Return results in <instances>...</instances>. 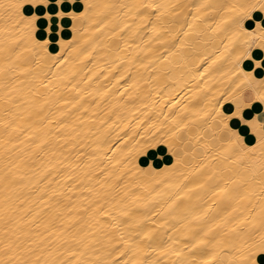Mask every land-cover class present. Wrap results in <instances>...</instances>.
Wrapping results in <instances>:
<instances>
[{
  "label": "bare ground",
  "instance_id": "6f19581e",
  "mask_svg": "<svg viewBox=\"0 0 264 264\" xmlns=\"http://www.w3.org/2000/svg\"><path fill=\"white\" fill-rule=\"evenodd\" d=\"M176 2L189 0H0V121L22 129L13 131L0 124V261L4 264H112L113 260L187 264L192 255L197 264H242V258L247 264L252 260L264 264V255L256 251L264 235V134L244 143L230 123L241 116L233 115L238 107L241 113L256 103L264 114V100L259 98L264 84L257 83L264 80V47H260L264 29L258 27L264 24V10L259 7L264 0H192L209 7L197 23L199 51L189 55L186 67L166 70L169 65L156 59L155 40L147 45L153 51H146L147 35L128 40L139 48L125 49L123 41L105 39L110 30L95 32L99 28L95 20L108 21L113 30L122 22L131 23L133 27L124 33L131 37L141 21L135 9H119L120 4ZM11 4L19 8L7 7ZM86 4L96 7L81 16ZM104 4L117 7L103 10ZM148 11L155 10H141L140 15ZM99 12L104 14L97 16ZM161 24L171 26L172 18L165 17ZM200 55L205 61L199 62L198 71H189ZM117 57L124 65L109 73L116 68ZM150 62L156 71L140 66ZM129 66L132 77L117 81ZM204 68L209 70L200 76ZM49 81L51 85L44 87ZM74 84L81 89L79 94L72 89ZM121 92H126L123 98ZM246 94L250 100L234 103ZM81 96L84 99L68 116L59 117V112L71 109L63 100L75 103ZM44 116L47 119H41ZM53 117L58 123L49 127L48 119ZM254 117L264 124L257 114ZM59 124L74 128L59 130L64 139L57 141L52 133ZM45 133L48 144L35 149ZM80 151L86 155L77 160ZM91 156L97 158L95 162L89 160ZM89 163L93 166L87 175L95 174L97 164L107 165L114 174L123 171L115 193L118 207H105L118 221L101 218L102 213L90 216L96 204L84 211L94 198L86 189L96 187L85 175ZM201 163L207 167L194 174L183 191L196 183L206 186L177 201L171 215L181 217L180 222L171 215H154L172 202L167 194L175 193L172 199L180 196L169 187L180 182L177 173L188 174ZM76 164L80 167L74 169ZM49 165L56 168L54 178ZM210 175L217 179L207 181ZM67 176L73 179L66 180ZM217 187L227 191L219 193ZM53 189L63 195H53ZM157 192L165 196L156 197ZM6 208L16 209L9 213L11 220ZM122 211H130V216L122 217ZM206 211V217L195 219ZM144 216L150 219L144 221ZM222 221L221 227L213 228ZM190 229L194 234L185 235ZM127 239L132 246L124 244ZM198 240L206 243L193 250ZM177 252L183 254L178 257Z\"/></svg>",
  "mask_w": 264,
  "mask_h": 264
},
{
  "label": "snow or ice",
  "instance_id": "6c2138e0",
  "mask_svg": "<svg viewBox=\"0 0 264 264\" xmlns=\"http://www.w3.org/2000/svg\"><path fill=\"white\" fill-rule=\"evenodd\" d=\"M9 8H19V5L11 4L7 5ZM96 7L95 5H85V12L81 13V16H85L90 8ZM103 10H108L113 7H117L110 4H104L101 6ZM205 7H209L208 5L201 4V3H192V0H189L186 4H181L179 2L176 3H149L147 5L145 4H131V5H125L120 4L118 6L119 9H135L134 15H136L141 23L137 24L135 26V30L132 32L131 37H125L124 33L127 32L129 29L133 27L131 23H123L122 26L117 25L115 29L113 30L111 28V25L108 21L101 22L100 20L93 21V24L99 23V28L95 29V32L102 33L107 30H110V35L105 37L107 41L111 42L113 40L116 41H123V46L125 49H131L133 47L139 48V45H130L128 43V40L135 36H140V38L143 40L144 36L147 35L148 39L144 40V44L146 47V51L152 52V48H148L147 45L150 44L152 41H156L158 45L157 49V56L156 59L159 60L164 65H169L170 70L173 67H186L189 65V55L197 53L199 51V44L202 42L200 41L199 37L201 36V33L197 31V23L203 18L205 15L202 10ZM261 10H264V4H261L260 6ZM155 10L154 12L148 11L146 15H140L141 10ZM249 12L251 9L248 10ZM103 12L97 13V16L103 15ZM155 16V20H151L150 17ZM245 16L248 15V12L244 13ZM165 17H171L172 18V24L171 26H163L161 22ZM32 20L35 19L33 16L31 18ZM243 17H241V20ZM151 24V27L148 28L147 25ZM160 25V26H158ZM242 26V24H241ZM259 28L264 29V24H259ZM163 37V38H160ZM103 47L107 48L108 44H103ZM260 47H264V43H261ZM116 51H120L119 46L117 45ZM89 57L92 56V52H89L87 54ZM244 53L241 54V57H237V62H239V59L242 58ZM179 57L180 62H177L175 58ZM200 61H205V57L203 55L199 56L198 61L191 64V67L189 68V71H198V68L201 66ZM114 65L116 66L115 69H108L109 73H111L114 70H118L120 67H123L124 61L121 60L119 57L116 58L114 61ZM141 67L145 68L149 71H156L157 69H154L151 67V62L149 64H141ZM208 68H204L203 72H199L200 76H204L205 73L208 72ZM183 75V73H181ZM250 75V74H247ZM124 76H127L129 78L132 77V69L131 66L125 69L122 76L117 77V81L124 78ZM92 79L91 76L88 77V80L90 81ZM171 79V77H169ZM87 83V81H85ZM257 83L264 84V80L257 81ZM51 85V81H49L48 85H44V87H49ZM72 89L76 91L77 94L81 92V89L77 87L75 84L72 85ZM131 86H129L128 91H130ZM158 94V93H157ZM126 95V92H121L120 96L123 98V96ZM167 98V97H166ZM260 99L264 100V95L259 97ZM84 99L83 96L80 97L79 100H77L75 103H72L68 100H63L62 103L64 105L71 104V109H69L68 112H59V117H66L70 114L72 110H74L80 102ZM47 101L44 102L46 104ZM174 103H179L178 101H174ZM40 107H43V104L40 105ZM169 108L172 107V105L168 106ZM167 116V114H164ZM233 115H241L239 107L237 108V111L233 113ZM243 118V117H241ZM41 119H47V116L41 117ZM58 123V120L56 117H53L52 119H48V126L51 127L54 124ZM103 123V122H102ZM0 124H3L5 128L12 127L13 131H22V129L18 128L15 125H11L8 120H2L0 121ZM184 127H187V125H184ZM262 128H264V124L261 125ZM65 128H74V125L70 124H59L58 129L52 133V136L55 140L59 141L61 139H64L63 137H60L58 135L59 130L65 129ZM47 133H45V138L40 139L38 143L34 144L35 149L42 150L47 144ZM73 148L76 147L75 144L72 145ZM81 148L85 147V145L81 144ZM111 150V149H110ZM86 154L83 151H80L77 155V160H80L83 158ZM114 157H109V160H112ZM95 156L89 157V160L91 162L96 161ZM214 159V158H213ZM60 163V162H58ZM102 163V161H101ZM119 163V162H117ZM177 163H180V160L178 159ZM93 165L92 163H89L85 165V175H87V169L91 168ZM50 168H52V177L54 178L57 174L56 168L53 165H49ZM72 167L75 169L77 167H80V165H72ZM175 167V166H174ZM207 167L205 163H201L199 165V168L193 167L192 172L188 174H184L183 172L177 173L178 176L181 177L180 182L174 185H170L169 187L174 188L177 192H180V196H176L175 199H172V196L175 195V193H169L167 194L168 199H171V203L167 205L166 208H163L161 212L154 213V215H171L174 212L175 205L177 204V201L184 198L185 196L189 195L194 190H200L205 188V183H196L193 185L192 188H188L187 191H183V189L186 187V185L192 181L193 175L202 173L204 169ZM99 176L102 179H96V177ZM124 178V173L121 171L119 174H114L112 171H110L105 165L104 167H100L99 164L95 166V174L94 175H87V179L95 184L94 187H88L86 189L89 193H94V198L89 201V205L84 208V211L88 212L91 208V205L96 204L97 206L92 209L89 212V215H93L94 213L99 214L102 213L101 218H108L111 217L113 221H118L119 218L115 215H112V212L110 210L106 211L105 207L107 206L109 209L118 207V202H116L115 199V193L118 190V186L120 185V181ZM66 180L73 179L72 176L65 177ZM217 177L215 175H210L207 177V181H214ZM222 179V178H221ZM108 181H112V183H108ZM52 179L48 180V185L52 184ZM215 186V185H213ZM47 187V186H46ZM75 187V186H74ZM123 186H120V189L122 190ZM41 191H45V189H42ZM69 191H73V189H69ZM216 191L219 193H223L227 191V188H216ZM264 191V189H262ZM53 195H63L62 192L57 193L55 189H53ZM127 195V193H126ZM156 197H163L165 196V193L157 192L155 193ZM111 197V199H109ZM70 198V197H69ZM87 199V198H86ZM135 199V198H134ZM15 208H6L4 210L5 214L7 215V219L11 220L12 216L9 215V213L15 212ZM20 211L22 212H28L29 209L21 208ZM261 211L264 212V202H262ZM122 217H129L130 211H122L120 214ZM207 216V211L202 215L198 216L195 219L201 220L204 217ZM171 218L175 220L177 223L180 222L181 217L177 215H171ZM35 219V217H33ZM150 219L148 216H144L143 220L147 221ZM122 222V221H120ZM154 222V221H153ZM52 221L50 220L48 224H45L44 227L47 229L51 225ZM140 221L137 222V225H139ZM225 222H221L219 224L213 225V228L221 227ZM118 224H113V227H117ZM128 227H132V225H128ZM236 229L233 228L230 231H235ZM7 231V229H5ZM190 233L194 234V229H190L189 232H186L185 235H189ZM27 235V234H25ZM145 237L148 239H151V236L149 233H145ZM123 238V236H122ZM171 239V237H169ZM125 245L132 246L133 241L131 239H127L123 241ZM206 241L204 240H198L197 244L192 245L193 250H199L198 245L205 244ZM187 248V245H185V249ZM31 249H28L30 251ZM257 253L260 255H264V235L261 236L260 244L257 247ZM127 253H120L118 255H126ZM183 253L177 252L176 255L179 257ZM192 255V253H189ZM0 264H4V261H0ZM112 264H116V261L113 260ZM125 264L127 262L125 261ZM187 264H197L195 255H192V259L187 262ZM204 264H208V261H205ZM242 264H247V261L242 258ZM252 264H259L258 260H252Z\"/></svg>",
  "mask_w": 264,
  "mask_h": 264
},
{
  "label": "crops",
  "instance_id": "0c3cea01",
  "mask_svg": "<svg viewBox=\"0 0 264 264\" xmlns=\"http://www.w3.org/2000/svg\"><path fill=\"white\" fill-rule=\"evenodd\" d=\"M250 98L251 96L247 94L239 96L234 99V103L241 105L250 100ZM255 105L256 103L250 107L244 108L241 112V116L232 120V126L236 128V133L244 143H253L264 134V128L261 127L259 119L254 117V115L257 114V117L264 123V114L259 105H256L258 108Z\"/></svg>",
  "mask_w": 264,
  "mask_h": 264
},
{
  "label": "rangeland",
  "instance_id": "374dc122",
  "mask_svg": "<svg viewBox=\"0 0 264 264\" xmlns=\"http://www.w3.org/2000/svg\"><path fill=\"white\" fill-rule=\"evenodd\" d=\"M263 63H264V59H263ZM235 118H238V117H233L230 121L231 125H232V120L235 119ZM166 161V160H165Z\"/></svg>",
  "mask_w": 264,
  "mask_h": 264
}]
</instances>
